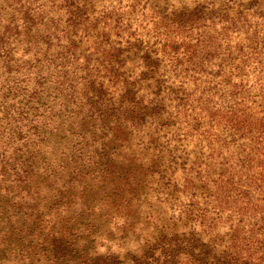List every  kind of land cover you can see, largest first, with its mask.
Masks as SVG:
<instances>
[{
	"label": "trees",
	"instance_id": "obj_1",
	"mask_svg": "<svg viewBox=\"0 0 264 264\" xmlns=\"http://www.w3.org/2000/svg\"><path fill=\"white\" fill-rule=\"evenodd\" d=\"M249 1L247 4H264V0ZM84 4L75 3L71 16H78ZM213 6V1H208L204 9L161 12L163 29H151L155 40L144 47V57L148 72L166 79H153L154 91L145 100L135 79L119 71L123 61L116 44L123 42L121 38L129 42V38L142 35L135 29L127 32L131 26L121 27V14L108 16L109 22L103 21L101 30L95 31V76L87 86H81L78 94L68 91L70 86L64 87V94L65 80H53V99L69 96L75 101L70 112L73 127L67 130L79 143L86 134L95 137L94 132H87L85 121L98 111L100 127L107 126L98 150L94 147L84 153L79 148L74 155L65 141L63 157L51 153L46 158L40 151L43 144L27 135L17 143L0 139V246L14 247L17 259L13 262L25 258L29 264H119L110 253H84L83 242L78 241L83 246L78 248L76 222L83 212L100 208L95 207V200L117 210L129 170L123 163L131 161L125 156L124 162L114 160L118 135H123L126 127L131 131L146 116L156 115L163 126L174 125L175 131L184 130L183 136L195 135L198 150L192 163L196 175L181 176L180 180L182 185L190 181L191 187L199 190L193 200L199 198L197 205L206 206L183 210L181 218L186 219L187 230L180 234L186 233V237L173 234L169 238L164 231L158 232L142 256L131 257L133 264H264V45L257 46L253 35L229 41L226 36L232 31L228 22L241 12L228 17L224 11L222 17L215 18ZM166 28L173 29L175 36ZM113 35L119 38L115 44ZM194 72L199 73L201 83L210 75L206 81L211 84L209 93H204V86L199 88L197 78L190 77ZM170 79L177 81L176 88ZM69 83L72 87L76 84ZM49 113L50 109H45L38 116L39 126L33 125V134L42 139L45 114L56 117V130L62 125L60 111ZM111 115L113 121L108 125L105 119ZM193 200L192 205L196 204Z\"/></svg>",
	"mask_w": 264,
	"mask_h": 264
},
{
	"label": "rangeland",
	"instance_id": "obj_2",
	"mask_svg": "<svg viewBox=\"0 0 264 264\" xmlns=\"http://www.w3.org/2000/svg\"><path fill=\"white\" fill-rule=\"evenodd\" d=\"M81 1L85 3L82 12L78 16H71L75 3ZM208 1H213L211 13L215 18L222 17L224 11L228 17L241 12L238 18L234 17V22H228L232 33L225 36L229 37V41H243L245 37L251 39L253 35L257 46L264 45L262 1H258L257 6L255 2L247 4L249 0H0V139L17 143L27 135L31 141L43 144L40 151L42 157L46 158L51 153L55 157H63L65 141H68V149H73L74 155L79 153V148L84 153L94 147L98 150L101 136L107 128L106 125L100 127L98 111L85 121L87 132H94L95 137L86 134L79 143L72 131L67 130L73 127L70 124L73 113L70 112L75 101L69 96H63V100L53 99V80L55 83L57 77L65 80L61 88L64 94L67 93L64 87L70 86L68 91L74 90L78 94L81 86H87L92 75L95 76V31L101 30L103 21L109 22L106 19L108 16L121 14V27L131 26L127 32L135 29V33L142 35L129 38V42L121 38L123 42L116 44L121 50L119 59L123 61L119 71L128 79H135L139 92L144 93L143 100L151 97L155 82L166 79L148 72L144 57V47L155 40L151 36V29H163L159 15L169 10L204 9ZM218 25H215V29ZM102 31L107 32L106 29ZM167 31L169 34L174 32L173 29ZM172 35L175 36L174 33ZM116 39L119 38H115L114 44ZM220 39L223 41L224 35L221 34ZM217 52L218 55L223 54L220 48ZM164 66L168 68L166 63ZM199 76L194 72L190 77L195 80ZM209 80L210 75L205 78V83L198 79L199 88L204 86V93L211 91L208 89L211 84L206 83ZM69 81L76 83L74 88ZM169 82L174 88L178 85L176 80L173 82L170 79ZM45 109H50L49 114L58 110L63 116L59 122L62 125L58 126L60 130H56L53 127L57 125L54 123L56 117L43 115L44 125L41 129L45 136L42 139L33 134V128L39 126L38 116ZM33 113L36 114L34 117ZM113 117L111 115V120L105 119V122L111 125ZM163 117L161 120L165 122ZM138 122L139 125L131 131L126 127L125 135H118L120 142L113 151L114 160L118 162H124L123 156L131 159V163H123L128 164L129 170L117 210L107 209L101 201L95 200V207L100 208L83 212L76 222L80 239L75 244L83 242L84 253L90 256L110 253L117 257L119 264H133L131 257L142 256L153 244L151 240L156 238L158 232L164 231L163 234L169 238L173 234L186 237V233L184 236L180 234L187 230V226H184L186 219L181 218L183 210L195 206L202 210L206 206L197 205L199 198L193 200V194L199 190H194L190 181L182 185L180 180L181 176L196 175L192 163L193 153L198 150L195 135L183 136L184 130L179 133L174 130V125L163 126L156 115H148ZM191 200L196 204L192 205ZM82 245H78V248ZM13 248L0 246L1 264H29L25 258L22 262H13L16 258ZM148 259L152 261L151 257Z\"/></svg>",
	"mask_w": 264,
	"mask_h": 264
}]
</instances>
